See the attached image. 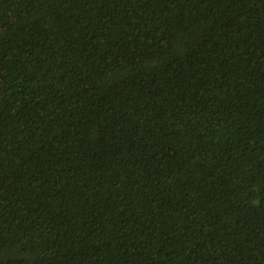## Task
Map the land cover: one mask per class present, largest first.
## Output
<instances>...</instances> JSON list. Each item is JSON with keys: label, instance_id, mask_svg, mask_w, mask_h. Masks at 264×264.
<instances>
[{"label": "trees", "instance_id": "1", "mask_svg": "<svg viewBox=\"0 0 264 264\" xmlns=\"http://www.w3.org/2000/svg\"><path fill=\"white\" fill-rule=\"evenodd\" d=\"M0 264H264V0H0Z\"/></svg>", "mask_w": 264, "mask_h": 264}]
</instances>
